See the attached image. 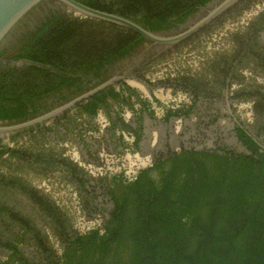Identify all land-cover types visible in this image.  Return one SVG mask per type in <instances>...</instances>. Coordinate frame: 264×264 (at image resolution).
<instances>
[{"label":"trees","instance_id":"1","mask_svg":"<svg viewBox=\"0 0 264 264\" xmlns=\"http://www.w3.org/2000/svg\"><path fill=\"white\" fill-rule=\"evenodd\" d=\"M77 1L163 36L214 0ZM235 21L206 31L211 23L188 40L205 34L174 70L190 101H153L168 122L194 115L199 101L225 100V90L252 100L253 121L235 124L247 153L182 150L132 180L106 174L113 208L104 209L103 227L84 231L80 220L102 210L90 189L91 169L74 158L69 127L95 135L94 121L104 114L121 144L139 147L143 118L155 113L137 89L109 85L66 111V130L53 122L16 133L13 139L32 135L22 143L0 142V264H264V12ZM12 35L9 46L0 43V126L34 120L100 87L148 42L55 0L34 6L4 41ZM136 105L133 127L122 111Z\"/></svg>","mask_w":264,"mask_h":264},{"label":"rangeland","instance_id":"2","mask_svg":"<svg viewBox=\"0 0 264 264\" xmlns=\"http://www.w3.org/2000/svg\"><path fill=\"white\" fill-rule=\"evenodd\" d=\"M216 1L218 0H214L210 5ZM239 12L241 13L237 15ZM259 12H264V0H253L209 31H220L222 27L225 30L226 27L237 23L235 21L237 19L249 18L253 20ZM262 33L264 40V32ZM204 38L205 34L194 43ZM194 43L129 85L131 88L137 89L141 99L153 103L155 110L153 118L148 115L143 118L144 131L139 147L130 146L126 142L121 144L118 133L109 128V120L104 114L94 121V125L97 127L95 135L94 133H85L86 130L82 132L81 126L77 129L69 127L73 130L71 131V144L73 145L74 158L91 169L93 180L90 189L96 188L95 204L102 210L101 212L98 210L93 217L84 216L78 225L82 230L85 231V229L96 226L103 227L105 219L108 217L107 210L112 209L110 208L111 198L105 192L107 185L102 181L106 174L124 173L129 180H132L139 170L151 167L158 160L182 150L195 149L236 154L245 152L244 147L238 141L236 142L234 131L236 122L245 124L253 121L252 100L239 101L231 95L232 99L222 100L213 106L207 102L199 101L197 112L194 115L187 118L174 117L168 122L162 120L164 111L153 101L156 98L155 100L163 105L169 106L192 99L190 92L176 84L173 78L175 77V66L181 64L185 56L192 52ZM259 80L264 81V75L260 76ZM233 85L236 83L233 82ZM216 111L219 113L213 115ZM139 112V106L136 105L133 110H123L122 116L130 125H133ZM63 116L64 114H59V116L45 121L43 127L44 125L50 126L55 122V126L59 130H66L65 123H62L60 119ZM15 134L9 133L1 136L0 142L5 145H13L18 142L22 143L32 136L26 132L19 138L13 139ZM127 140L132 142L129 137ZM101 181L102 185H100Z\"/></svg>","mask_w":264,"mask_h":264},{"label":"water","instance_id":"3","mask_svg":"<svg viewBox=\"0 0 264 264\" xmlns=\"http://www.w3.org/2000/svg\"><path fill=\"white\" fill-rule=\"evenodd\" d=\"M44 1L45 0H0V43L3 42L4 46H9L11 41L14 39V35H12L7 41H4L6 39V35L34 6ZM251 1L253 0H218L192 17L184 25L168 32L166 35L159 36L145 30L143 27L131 20L115 14H110L90 8L78 2L77 0H55L56 3L63 5V9L68 12L83 17L89 16L97 18L130 29L141 34L149 42L146 43L141 49L136 51L128 62L121 64L120 71H118L116 77L107 81L100 87L80 96L72 102L34 120L17 125L0 126V137L9 133L25 131L30 127H36L37 125L42 126L45 121L53 119L59 116V114H65V112L70 108L73 109L78 103L87 100L96 92L109 85H114V87L119 90L121 89V86L124 85V83L128 85L132 84L189 46L193 41L189 42L188 40L192 39V37L203 28L212 23L208 29H206V31L212 29L214 26L243 8ZM223 14H225L224 17H222ZM218 17L222 18L217 19ZM199 37H197L195 40H197ZM23 64L24 62L21 61L13 64V66L20 67ZM224 96L226 100L230 99L229 90L224 91ZM236 139L237 142V136ZM239 144L241 145L240 142ZM244 149L247 153V149ZM89 185L91 186V182ZM110 203L111 207H109L113 208V203Z\"/></svg>","mask_w":264,"mask_h":264},{"label":"flooded vegetation","instance_id":"4","mask_svg":"<svg viewBox=\"0 0 264 264\" xmlns=\"http://www.w3.org/2000/svg\"><path fill=\"white\" fill-rule=\"evenodd\" d=\"M149 42V41H148ZM147 42V43H148ZM127 122V121H126ZM128 123V122H127ZM138 121H135V124H133V125H131V126H133V127H138ZM129 124V123H128ZM130 125V124H129ZM143 131H144V123H143ZM141 141H142V139H141Z\"/></svg>","mask_w":264,"mask_h":264},{"label":"built area","instance_id":"5","mask_svg":"<svg viewBox=\"0 0 264 264\" xmlns=\"http://www.w3.org/2000/svg\"><path fill=\"white\" fill-rule=\"evenodd\" d=\"M229 96L231 97V95H230V93H229ZM231 99V98H230ZM102 115V114H101ZM100 115V116H101ZM100 116H99V118H100ZM236 123H240V122H236ZM109 124H110V122H109ZM110 128V127H109ZM235 132V131H234ZM90 182H92V181H90ZM96 188H94V190H95Z\"/></svg>","mask_w":264,"mask_h":264}]
</instances>
